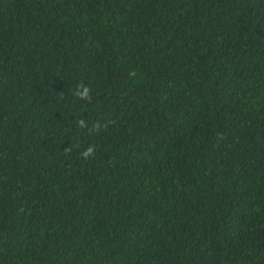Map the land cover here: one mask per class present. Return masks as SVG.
I'll use <instances>...</instances> for the list:
<instances>
[{
  "label": "trees",
  "instance_id": "obj_1",
  "mask_svg": "<svg viewBox=\"0 0 264 264\" xmlns=\"http://www.w3.org/2000/svg\"><path fill=\"white\" fill-rule=\"evenodd\" d=\"M0 264H264V0H0Z\"/></svg>",
  "mask_w": 264,
  "mask_h": 264
},
{
  "label": "clouds",
  "instance_id": "obj_2",
  "mask_svg": "<svg viewBox=\"0 0 264 264\" xmlns=\"http://www.w3.org/2000/svg\"><path fill=\"white\" fill-rule=\"evenodd\" d=\"M87 94V90H85V95ZM92 152V149L91 148H89L88 150H87V152L85 153V155H88L89 153H91Z\"/></svg>",
  "mask_w": 264,
  "mask_h": 264
}]
</instances>
